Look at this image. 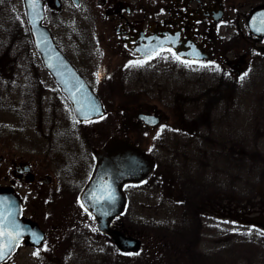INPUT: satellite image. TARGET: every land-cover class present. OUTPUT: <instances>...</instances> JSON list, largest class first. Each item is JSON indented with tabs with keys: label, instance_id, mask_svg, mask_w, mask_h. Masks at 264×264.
<instances>
[{
	"label": "rangeland",
	"instance_id": "obj_1",
	"mask_svg": "<svg viewBox=\"0 0 264 264\" xmlns=\"http://www.w3.org/2000/svg\"><path fill=\"white\" fill-rule=\"evenodd\" d=\"M52 13L47 10L45 24L59 42L95 40V29L77 22L82 18L80 12L67 8L55 18L56 23ZM243 13L247 15L249 11ZM236 33L234 26L227 40H218L211 61L180 63L181 73L179 78L174 77V90L175 96L185 102L182 112L189 122H203L213 110V128L197 135L186 130L190 134L186 133L183 139L169 140L172 146L183 148L179 163L172 165L178 187L154 188L140 182L127 188L125 208L114 225H120L123 234L139 238V250L117 249L107 235L98 233L91 217L87 241L74 237L73 242L66 243L65 238L69 237L65 232H57L58 239L50 229L39 249L23 246L19 264H264V230L241 223L245 219H264V39L248 35L246 42ZM236 50L241 56L246 54L247 61L239 74L236 65H228ZM98 52L96 48L91 53L98 56ZM221 55L226 58H219ZM122 61L114 58L111 66H121ZM42 64L22 0H0V157L37 159L44 164L43 174L60 179L58 164L80 168L89 160L93 166L91 148L101 147L109 140L105 135L112 126L106 125L98 135L90 127L89 136L81 132L74 141L68 140L63 130L66 128L68 133L67 125L72 123L62 113L54 118L44 87L51 84V77ZM112 94L120 106L121 101L130 104L145 98L146 91L116 90ZM150 96L161 97L155 91ZM41 99L40 108L45 111L42 120L37 115V102ZM168 109L175 111L176 107ZM191 124H187L189 129ZM151 141L140 138L139 147L150 153V158L163 161L159 154L162 148L147 149ZM84 151L81 165L78 161ZM2 166L0 160V176ZM210 190V196L217 200V214H183L188 209H209ZM184 194L191 195V199L183 202ZM37 201L41 206L42 201ZM37 215L46 230L51 214H45L46 218L44 214ZM130 219L135 230L130 229ZM97 233L102 237L99 242Z\"/></svg>",
	"mask_w": 264,
	"mask_h": 264
},
{
	"label": "flooded vegetation",
	"instance_id": "obj_2",
	"mask_svg": "<svg viewBox=\"0 0 264 264\" xmlns=\"http://www.w3.org/2000/svg\"><path fill=\"white\" fill-rule=\"evenodd\" d=\"M42 1L46 12L44 22L49 17V15L47 17V10L53 12L52 16L56 23L55 18L61 16L67 8H72L82 14V18L77 20L80 26H91L95 29L94 41L80 38L78 44H72L74 42L66 40L59 42L55 36L54 38L67 59L100 97L107 116L112 115L103 119H77L70 101L50 74L51 84L44 85L47 88L45 92L49 93L48 100L51 104L49 108H54V118H58V113H62L72 123L67 125L68 133L66 128L63 130L67 139L72 138L74 141L82 135L81 132L83 136H89L90 127L93 128L92 133L98 135L105 131V126L108 124L112 126L111 129H107L109 132L105 135L109 139H123L138 147L141 143L138 142L140 138L152 139L147 149L158 151L162 148L159 154L163 156V161L155 157L151 158L154 163L153 168L140 182H145L154 188L178 187L179 181H175L172 165L179 163V152H182L183 148L176 144L172 146L169 140L183 139L188 132L197 135L200 131L204 133L205 129L213 128L211 117L213 110H210L209 115L206 116L209 120L206 119L203 122V119L192 120L190 121L192 129L187 127L190 122L182 112L185 102L181 96H175L174 90V77L177 75L179 78L181 73L180 63L211 61L212 49L219 39L227 40L234 26L237 28L236 36L245 39L246 42L249 41L248 35L257 40L264 39V35L254 34L248 25L251 13L264 8V0ZM22 2L24 5V0ZM243 11H249V14L246 15ZM96 48L99 50L98 56L91 53ZM239 54V50L234 51L233 59L228 61L230 67L236 65L238 74L247 64L246 54L242 56ZM114 58L124 60L121 66H111ZM219 58H226V55H221ZM142 89L146 91L145 98H138L129 102L130 104H124L121 101L120 106L116 104L112 94L116 90L127 92ZM153 91L159 92L161 97L150 96ZM41 101L42 99L37 102V115L40 120L45 115L44 108H40ZM113 103L116 107L115 105L112 107ZM172 107H176L175 111L168 109ZM94 124H97L96 127L92 126ZM87 148L90 147L87 146ZM99 149L101 148H91L94 157L93 166L89 160H85L84 163L85 151L78 161L81 165L84 163L81 167L78 165L80 168L71 164L64 168L58 164L56 167L57 171H60L58 180L51 178L50 174H43L44 164L37 159H21L15 155L10 158L0 157L3 165L0 192L10 194L17 200L20 206V218L24 223L31 226L38 225L43 231L44 241L37 249L46 241V232L50 229L58 239L60 237L57 232L60 230L65 232L66 237H69L65 238L66 243L73 242L74 237L88 240V219L93 216L84 205L82 197L98 162ZM146 153L150 157V153L147 151ZM87 157L88 155L85 159ZM136 183V181L123 183L122 191L126 201L127 188ZM211 192L212 190L207 194L209 209L206 206L203 209H188L183 211V214H217L216 205H214L217 200L210 196ZM184 195L181 199L183 202L192 197ZM37 200L42 201L41 206ZM48 208L53 209L47 212ZM37 214H44V216L51 214L48 216L50 226L46 230L41 226V216L39 218ZM55 214H59L58 218L54 217ZM61 215L63 218H60ZM117 218L111 221L110 227L113 231L119 232L120 225H114ZM91 223L97 224L95 219ZM130 223L133 224L131 219ZM130 229L135 230V225H130ZM98 233L105 235L102 231ZM98 233L96 237L99 242L102 237H99ZM5 245L7 246V239ZM24 245L36 248L30 236L22 237L14 250L2 259L0 264H19L22 259L20 251ZM114 246L119 249L117 245Z\"/></svg>",
	"mask_w": 264,
	"mask_h": 264
},
{
	"label": "water",
	"instance_id": "obj_3",
	"mask_svg": "<svg viewBox=\"0 0 264 264\" xmlns=\"http://www.w3.org/2000/svg\"><path fill=\"white\" fill-rule=\"evenodd\" d=\"M24 6L34 46L43 65L71 101L76 116L79 119H90L102 115L104 108L100 98L57 48L51 32L42 24L45 17L44 2L24 0ZM249 27L256 35H264V8L252 12ZM100 159L83 201L94 213L99 228L109 232L122 250H138V240L111 231L109 223L123 208L121 183L126 179H142L151 169L152 163L140 150L123 141L109 142ZM241 222L264 229V219H245ZM23 236H30L36 245L44 238L38 226H31L20 219L17 200L10 194L0 192V260L14 250Z\"/></svg>",
	"mask_w": 264,
	"mask_h": 264
},
{
	"label": "trees",
	"instance_id": "obj_4",
	"mask_svg": "<svg viewBox=\"0 0 264 264\" xmlns=\"http://www.w3.org/2000/svg\"><path fill=\"white\" fill-rule=\"evenodd\" d=\"M163 260V259H162ZM202 261V260H201ZM199 263V262H198ZM159 264H162V261L161 262H159Z\"/></svg>",
	"mask_w": 264,
	"mask_h": 264
},
{
	"label": "snow or ice",
	"instance_id": "obj_5",
	"mask_svg": "<svg viewBox=\"0 0 264 264\" xmlns=\"http://www.w3.org/2000/svg\"><path fill=\"white\" fill-rule=\"evenodd\" d=\"M177 59H179V57H177Z\"/></svg>",
	"mask_w": 264,
	"mask_h": 264
}]
</instances>
